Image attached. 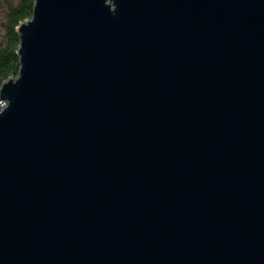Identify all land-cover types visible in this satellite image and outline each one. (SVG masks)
Wrapping results in <instances>:
<instances>
[{"label":"water","instance_id":"1","mask_svg":"<svg viewBox=\"0 0 264 264\" xmlns=\"http://www.w3.org/2000/svg\"><path fill=\"white\" fill-rule=\"evenodd\" d=\"M0 86V264H264V0H34Z\"/></svg>","mask_w":264,"mask_h":264},{"label":"trees","instance_id":"2","mask_svg":"<svg viewBox=\"0 0 264 264\" xmlns=\"http://www.w3.org/2000/svg\"><path fill=\"white\" fill-rule=\"evenodd\" d=\"M33 1L4 0L5 11L0 18V86L18 74V36L15 30L20 22L31 18Z\"/></svg>","mask_w":264,"mask_h":264},{"label":"rangeland","instance_id":"3","mask_svg":"<svg viewBox=\"0 0 264 264\" xmlns=\"http://www.w3.org/2000/svg\"><path fill=\"white\" fill-rule=\"evenodd\" d=\"M17 1V0H15ZM4 0H0V18H2L4 11H5V5Z\"/></svg>","mask_w":264,"mask_h":264}]
</instances>
